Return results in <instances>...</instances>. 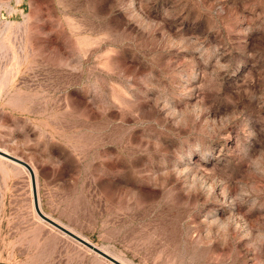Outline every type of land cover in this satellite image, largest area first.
I'll use <instances>...</instances> for the list:
<instances>
[{"label":"rangeland","instance_id":"374dc122","mask_svg":"<svg viewBox=\"0 0 264 264\" xmlns=\"http://www.w3.org/2000/svg\"><path fill=\"white\" fill-rule=\"evenodd\" d=\"M0 149L124 264H264V0H0ZM0 264L113 263L0 157Z\"/></svg>","mask_w":264,"mask_h":264},{"label":"water","instance_id":"95a60500","mask_svg":"<svg viewBox=\"0 0 264 264\" xmlns=\"http://www.w3.org/2000/svg\"><path fill=\"white\" fill-rule=\"evenodd\" d=\"M0 155L7 158L8 161H12L14 163H17V164L23 166L27 170L28 176H29L32 207H33V210L35 211V213L37 214V216L39 218H41V220H43L44 222L53 226L54 228L61 231L65 235L71 237L72 239L78 241L79 243L86 246L87 248H89L90 250H92L96 254L100 255L101 257L105 258L106 260L110 261L111 263H113V264H124L123 262H121V261L117 260L116 258H114L113 256L109 255L104 250H102L99 247L95 246L94 244L90 243L89 241H87L83 237L79 236L78 234L74 233L73 231L69 230L65 226L61 225L57 221L53 220L52 218H50L49 216H47L43 212H41L39 207H38V204H37L33 171L31 169V167L29 166V164L27 162H25L24 160H22L21 158L15 156V155H12L6 151H3L1 149H0Z\"/></svg>","mask_w":264,"mask_h":264},{"label":"bare ground","instance_id":"6f19581e","mask_svg":"<svg viewBox=\"0 0 264 264\" xmlns=\"http://www.w3.org/2000/svg\"><path fill=\"white\" fill-rule=\"evenodd\" d=\"M0 157H1V158H4V159H6V160H8L7 158H5V157H3V156H1V155H0ZM10 162H12V161H10ZM13 163H14V162H13ZM15 164H17V163H15ZM17 165H19V164H17ZM19 166H21V165H19ZM21 167H23V166H21ZM23 168H24V167H23ZM40 219H41V218H40Z\"/></svg>","mask_w":264,"mask_h":264}]
</instances>
